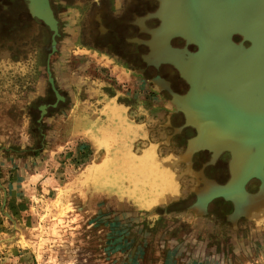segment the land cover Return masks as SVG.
Wrapping results in <instances>:
<instances>
[{"label":"rangeland","instance_id":"1","mask_svg":"<svg viewBox=\"0 0 264 264\" xmlns=\"http://www.w3.org/2000/svg\"><path fill=\"white\" fill-rule=\"evenodd\" d=\"M54 1L60 35L50 64L64 96L60 101L47 71L52 32L33 18L26 0H0V264H191L194 251L181 245L187 235L208 251L213 247L220 252L224 260L217 257V261L222 264H264V245L255 244L254 226L214 230L205 219L186 220L177 212L161 215L163 209H156L167 200L165 188L173 181L169 175L183 185L191 181L175 176L178 170L172 172L170 167L161 180L159 163L153 159L167 154V145H176L170 138L158 143L146 136L171 111L170 96L140 83L144 80L136 68L140 63L129 64L120 54L116 73L115 63L104 67L102 61L108 56L100 50L113 49L106 47L98 22L82 19L73 27L69 8L76 11V1ZM85 30L86 38L75 41ZM66 52L67 59L56 63ZM66 62L71 63L68 68ZM178 89L183 90L184 84L178 83ZM110 103L124 110L108 112ZM127 122L138 125L134 136L124 135ZM83 130L85 135L80 133ZM150 148H156V155H146L141 163L158 183L147 190L143 177L136 184L132 179L133 173L144 170L133 167ZM54 150L59 151L57 163L46 166V174L36 183L26 181L19 200L14 199L16 209L6 187V171L13 160L43 162ZM95 163L100 165L94 170ZM57 168L62 169L59 185L52 190L49 176ZM215 172L226 174L220 169L211 173Z\"/></svg>","mask_w":264,"mask_h":264},{"label":"water","instance_id":"2","mask_svg":"<svg viewBox=\"0 0 264 264\" xmlns=\"http://www.w3.org/2000/svg\"><path fill=\"white\" fill-rule=\"evenodd\" d=\"M26 1L30 14L44 22L53 31L52 52L56 51L60 28L51 0ZM159 2L160 7L149 14V17L160 20L159 26L150 30L152 39L146 41L150 52L163 48V44L159 42L162 40V30L169 21L161 15L162 0ZM256 2L257 0H170L168 4L171 13H176L177 8L180 7L182 13L187 15L189 32L195 38H199L200 42L188 41L184 48H176L167 43V48L170 52L176 53L180 58L178 60L187 67L198 68V61L205 67L198 71L201 75L199 83L187 80L180 66L172 61L162 63L175 71L174 80L176 81L171 79L172 86L164 79L165 82H160L155 81L153 76L144 77V81L153 91L161 90L170 96L168 101L172 106L171 111L160 121L159 126L150 128L146 136L147 138L155 137L158 143L169 141L170 138V142L176 145V148L167 145V153L171 154H160L158 157L155 156L153 161L156 164L173 160L174 164L170 166L171 171L172 168L179 169L174 175L192 181L183 185L182 182L176 183L170 175L173 181L169 182L165 188L167 200L165 204L155 205L156 209L160 207L163 209L161 215L171 216L177 212L178 215L180 213L184 215L182 219L198 218V221L205 219L206 224L214 230L220 226L225 229L227 227L238 229L247 226L246 224L256 229L261 226L257 223L255 216L264 218V73L261 79L251 78L253 73L246 64L247 60L252 63L262 60L257 53L253 52L257 35H259L255 20L251 16L252 5ZM203 11L204 13L211 11L208 12L209 16L213 18L215 15L216 19H223L229 28L234 27L229 37L221 35L218 38L219 48L209 50L208 46L205 47L202 44L207 39L206 14L202 13ZM225 22H223V29H228ZM246 30L253 34L247 35ZM188 45H196L197 49L192 50ZM224 57L226 59L220 61ZM153 66L157 67V64ZM225 68L227 78L231 80L219 86L216 84L219 83L216 77ZM240 69L247 70L240 74L241 77L238 76ZM49 76L57 101L64 100V96L51 79L50 72ZM179 76L184 79L183 90L178 89ZM238 78L241 80H237ZM251 81L255 82L257 88L248 93L244 91L241 94L236 93L239 83L245 87V83ZM208 104L211 106L209 111ZM122 108L120 105L116 107V103L109 104V109L113 111L124 110ZM42 111H45L44 107ZM84 131L80 133L84 134ZM229 141L235 143L234 148L236 146L237 154L229 150L216 151L206 146L196 148L193 153L188 151L192 143L208 142L209 145H213ZM233 164H240V171L236 174L232 170ZM218 169L226 171L224 177L221 172L211 173ZM135 181H133L134 184H136ZM158 185L161 187L162 183L159 182ZM192 197L194 200L190 202ZM6 200L7 193L4 190L2 210L5 214ZM253 200L258 201L257 210L247 205ZM245 209L252 213L247 211L246 213Z\"/></svg>","mask_w":264,"mask_h":264},{"label":"flooded vegetation","instance_id":"3","mask_svg":"<svg viewBox=\"0 0 264 264\" xmlns=\"http://www.w3.org/2000/svg\"><path fill=\"white\" fill-rule=\"evenodd\" d=\"M76 1L75 3V7L77 8L76 11H74L73 13H71V17H70V22L72 24L73 27L77 26V23L79 24V21L82 19H85L87 21V23L89 24V22L96 20L98 22V19H100L97 14H98V10L100 9V5L103 7L105 6V8L109 11L110 10V6L112 3L110 0H73ZM54 0H51V5L55 11L56 14V10L54 7ZM101 4H100V3ZM94 5H96V7H93ZM160 7V2L159 0H125V5L124 7L119 10L116 11L117 14H119L118 16H120L121 18L119 19L121 22L120 24H116V34L115 36L113 35V37H110L111 35H103L105 38V42L107 47L112 48L113 50H108V49H103L100 50L102 52V54H106L110 57H118L120 55L124 56V58H126L128 61H126L127 63L130 64L129 61H131L132 64L135 63V65L137 63H140L139 66H137L136 68H138V71L143 75V77H152L155 81L159 80L160 82H165L164 80L170 82L172 81L171 79H175V76L171 78V76H173L175 74V71L171 68V67H167L165 66V64H162L163 62H177L179 61L177 57V54L174 52H170L169 49L167 48V43H170L172 46L176 47V48H184L187 44L186 40L181 37V36H171L170 32H169V27L166 26L163 28L162 33H161V45L163 44V48L161 50H152V52H150V48L147 45L148 40H150L152 38V35L150 34V30L156 28L159 26L160 24V20L156 17H149L150 13H154L157 8ZM92 8V9H91ZM94 9V12L92 11ZM96 12V15H95ZM162 12V9H161ZM105 14V13H104ZM163 16V18L165 19L164 15L161 14ZM57 16V15H56ZM36 21H38L39 24L47 27L49 29V31L52 32L53 31L50 29V27H48L47 25H45L44 22H42L41 20L36 19V17H33ZM116 19H118V17H116ZM142 21L145 22V24H142ZM60 22V21H59ZM99 26V25H98ZM86 33L87 30H85L84 32H82L81 34L77 35L75 37V41L77 39H85L86 38ZM102 33L101 31L99 32V34ZM136 39V40H135ZM166 46V48H165ZM189 48L192 50H196L197 47L195 45L190 46ZM41 49H39L40 51ZM53 52H50L49 54V59H48V75L49 72L51 73V79L55 82H57V77H56V69L52 68V64H50L51 61V54ZM120 54V55H119ZM64 59H67V52L61 56L59 58V60L55 61L56 63H60L62 62ZM150 62V63H149ZM152 63V64H151ZM66 64V68H68L67 66L70 65L71 63H65ZM153 64H157L156 66H153ZM54 67V66H53ZM170 76V77H168ZM50 77V76H49ZM164 79V80H163ZM50 81V79H49ZM65 81V80H64ZM176 81V80H174ZM178 81L180 84H184V79L181 78V76H179ZM140 83H144V80H141ZM171 86H172V82H170ZM188 84V83H187ZM57 87V85H56ZM62 95V94H61ZM128 125L123 126V133L124 135H131L134 136L135 135V131L137 129V123H131V122H127ZM115 135V134H114ZM116 142L119 144L118 139L116 137ZM200 147L198 145V143H192L190 148L188 149V151L190 153H193L194 150L196 148ZM156 148H150V149H146L145 152L142 155V158L145 157L146 155H155L156 153ZM125 153V152H124ZM167 154H171V153H167ZM190 156V155H189ZM163 173H166L165 171H167V168L172 166L174 164V161H168V162H163ZM234 168H235V164H233L232 166V170L234 173ZM175 171L179 170L174 168ZM146 171V170H143ZM248 207L253 206L254 210H257V206H258V201L257 200H253L250 201L248 204ZM247 207V208H248ZM246 208V207H245ZM248 213H252L249 212L248 209H245V212ZM246 212V213H247ZM256 220L259 221V217H256ZM173 228V227H172ZM169 229V228H168ZM168 232V230L166 231ZM187 235V234H185ZM193 239V237H192ZM192 239L190 235H187V237L184 236V238H182L181 241V245H186L189 249H192V251L194 250L195 244L192 243ZM197 240V238H194ZM255 244H256V240H255ZM207 248V247H206ZM211 251H207L208 254L213 255L214 257H220L222 258L221 254H219L220 252H216L213 247L210 248ZM206 251V250H205ZM222 260H224L222 258Z\"/></svg>","mask_w":264,"mask_h":264},{"label":"bare ground","instance_id":"4","mask_svg":"<svg viewBox=\"0 0 264 264\" xmlns=\"http://www.w3.org/2000/svg\"><path fill=\"white\" fill-rule=\"evenodd\" d=\"M169 2H170V0H162V14L164 15L165 19L169 20V21H167L168 23L167 22L166 23H167V26L169 27V32H170L171 36H181V37H183L186 40L187 43H188V41L189 42H197V40L199 41V38H195L189 32V26L190 25H188V17H187V15L184 12L182 13L180 7L177 8L176 13L175 12L171 13L169 11V9H168ZM251 9L253 10L252 11L253 13L251 12V16H252L253 20H255V25L257 26L256 31L258 30L257 32H259V35H257L258 38H256L257 43H256V45L254 47L255 49H254L253 52L255 54L257 53L262 60L261 61L259 60L258 62L255 61V63H252L250 60H247L246 64H247V66H249L250 72L253 73V76L251 78L256 77V80H257V79H261L262 78V74L264 73V0H257V2L252 5ZM208 12H211V11H208ZM208 12L207 11H206V13H204V11L202 12V13L206 14V18L205 19H206V22H207V25H206V27H207V29H206L207 30V32H206L207 33V37L206 38L207 39H205L204 42H202V44L205 45V47L208 46L209 50H211V48L213 50V48H219L220 47V45L217 46L218 38L221 35H225V36L227 35L226 37H229L234 31V29H233L234 27L233 28H229V25L223 19H216L215 15L212 18L211 16H209L210 13L208 14ZM174 13H175V16L173 15ZM203 21H204V19H203ZM223 22H225V24L227 26L226 28H228V29H223ZM231 29H233V30H231ZM245 33L247 35L248 34H251V35L253 34V32H250L248 30H246ZM236 36L237 35H235V37ZM186 46H187V44H186ZM188 47H189V45H188ZM225 59H226V57L222 58L220 61L225 60ZM176 63L178 64V66H180L181 71H182L184 77L187 80H189L190 82L191 81L192 82L195 81V82L199 83V79H201V75H199L198 71L204 69L205 66H204L203 63H200L198 61V64H199L198 68L191 67V66L187 67L180 60L177 61ZM219 64L221 65L222 63H219ZM245 71H247V70L240 69V72H239L238 76L241 77L240 74L242 72H245ZM221 73H224V74H221ZM221 75H223V76H221ZM216 79H217V81H219V83H216L219 86L223 85V83L227 82V80L228 81L231 80L230 78H227L226 68L219 73V75H218V77H216ZM237 80H241V79L238 78ZM242 81H244V80H242ZM259 86L260 85H258V87ZM243 87H244V85L239 83L238 86L236 87V90L238 92L235 90L236 93L237 94L238 93L241 94L243 91H244V93H246V92L248 93V92L254 90L255 88H257V87H255V82H252V81L245 83V87L244 88ZM209 107H211V106H209V104H208V106H207V110L208 111H209ZM229 142L232 143V141H229ZM229 142H224L223 144L222 143H218V144L215 143L213 145L212 144L209 145L210 143H208V142H204V143L200 142V143H198V145L200 147H203V146L210 147V148H212V149H214L216 151L229 150V151L233 152L234 154H237V151L235 150L236 146L234 148L235 143L231 144ZM96 143L99 144V148L101 150H105L103 148V146H102V143L100 141L96 140ZM125 158H129L130 159L131 157L126 156ZM141 160H142V157H140L138 159V161H139L138 164L139 165L134 164L133 170L136 168V166H141V167L144 166L145 168H143V169L144 170L147 169L146 165H145L146 163H141L142 162ZM99 165L100 164L95 163L91 167H92V169L95 170L96 166H99ZM162 166H163V164H162V161H161L159 163V170H161L160 174H159V170L155 169V171H157L158 174L160 175L161 180L164 177H166L165 176L166 174L163 173L164 169H163ZM92 169H90V171ZM239 171H240V164H238V165L235 164L234 174H236ZM142 172L137 170L135 173H133L135 177L133 176L132 180L134 181V180L140 179L139 176H141V179H142V177L144 178V181L142 183L145 186V188L147 190H152L153 186H157V183H158V181H156L157 178L156 179H150L149 176H148L149 174H146V171H142ZM161 180H160V182H162V185H163L161 187L163 188L164 187V182L161 181Z\"/></svg>","mask_w":264,"mask_h":264},{"label":"crops","instance_id":"5","mask_svg":"<svg viewBox=\"0 0 264 264\" xmlns=\"http://www.w3.org/2000/svg\"><path fill=\"white\" fill-rule=\"evenodd\" d=\"M97 1H100V0H97ZM110 1L112 4L110 5L111 11H109V12L105 8V6L102 7L100 5V9L98 10V14H97V16L100 18V19H98V25H99L98 28H99V30H101L103 35L105 34L107 36V35L112 34L115 36V34H116L115 25L120 24V22H121L119 20L121 17L118 16L119 14H117L116 11H119L124 7L125 0H110ZM69 10L72 13L74 12L71 8H69ZM64 15L66 16V14H64ZM116 17H118V19H116ZM142 24H145V22L142 21ZM104 56H108V55L104 54ZM116 61H118V60H116V57L112 58V57L108 56V58H105L102 61V64L104 67H110L112 65V63H115V65H113V72L116 73V68H114V67H116ZM84 89L87 90L89 88H84ZM81 106L83 107L84 105H81ZM109 111L112 112L113 114L116 113V110L113 111L111 109H108V112ZM85 129L89 130V128L87 126H85ZM76 131H78V130H76ZM86 133L88 135V131ZM58 152L56 150H54V154L50 157V159H52L51 163H49L50 159L44 160L43 162L41 161L42 159H39L36 162L31 161V160H20V159L19 160H13V165H11V167L6 171V173H7L6 178L8 179V185H6V187L8 189V197H9V200H11L12 205L16 206L18 204V202L14 201V199H17L18 196L21 195V193H23L24 189L22 190V186L25 185L26 181L33 179V181L36 183L37 180L39 181L46 174L45 169H47L48 166L51 167L52 164L57 163L56 157H57V155H59ZM63 158H65V157L61 156L60 160L62 161ZM58 160H59V158H58ZM47 161H48V165H47V163H45ZM61 170L62 169L57 168L54 170V173H52V175L49 176L50 182L53 184L52 190L56 189L55 186H57V184L59 185L58 175L60 174ZM0 185H1V183H0ZM17 200H19V198ZM17 206H19V205H17ZM17 206L15 207L16 209H17ZM21 207H24V205H20V208ZM21 211L23 212V210H21ZM257 223H260L261 226L256 229L257 230L256 235H255L257 238L256 239V245L263 246L264 245V218L257 221ZM193 232H195V230ZM192 241H194L193 243L195 244V247H194L195 251L193 254L194 259L191 260L192 261L191 264H222V262L217 261L216 257L207 253L208 250L205 249L206 247L204 248L201 241L196 240L194 238L192 239ZM175 248H176V250L179 249V254H180L181 253L180 250H182V249L179 246L175 247ZM263 248H264V246H263ZM183 249L186 251L189 248L186 245H183ZM176 252H174L173 254H176ZM201 255L203 257H201ZM262 257H264V251L262 252L261 258ZM184 259L185 258H183V261H185Z\"/></svg>","mask_w":264,"mask_h":264}]
</instances>
